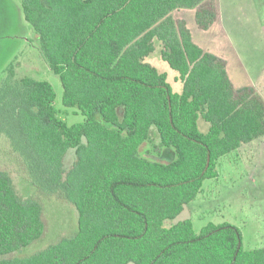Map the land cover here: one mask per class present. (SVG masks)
<instances>
[{
    "label": "trees",
    "instance_id": "trees-1",
    "mask_svg": "<svg viewBox=\"0 0 264 264\" xmlns=\"http://www.w3.org/2000/svg\"><path fill=\"white\" fill-rule=\"evenodd\" d=\"M41 52L59 75L62 102L85 120L69 124L47 80L25 76L0 87V134L6 135L43 191H62L78 212V231L29 256L15 253L46 229L37 200H22L0 169V264H264V247L244 249L231 224L188 219L167 226L195 200L218 160L264 137V98L236 88L225 60L197 45L174 16L196 8L200 28L217 20L213 0H21ZM160 42L179 73L145 61ZM200 120L208 123L202 131ZM155 126L174 160L144 153ZM69 149L75 159L66 170Z\"/></svg>",
    "mask_w": 264,
    "mask_h": 264
},
{
    "label": "rangeland",
    "instance_id": "rangeland-1",
    "mask_svg": "<svg viewBox=\"0 0 264 264\" xmlns=\"http://www.w3.org/2000/svg\"><path fill=\"white\" fill-rule=\"evenodd\" d=\"M217 20L208 29L196 21V8L174 11L176 18L186 22L193 41L226 62L227 72L236 88L251 86L264 97V0H213ZM160 42L145 61L166 74L174 93L183 91L179 73L163 58ZM29 76L49 81L56 92L55 105L60 116L69 124L85 120L75 107L63 104V86L58 74L48 65L41 52L40 38L26 21L21 0H0V87L8 82ZM208 123L200 120L202 131ZM144 153L152 160H174L173 147L162 146L157 128L150 130V142ZM69 149L64 158L66 170L75 159ZM0 169L7 171L13 187L22 200H37L43 208L45 233L30 245L7 255L29 256L78 231V212L62 191L54 193L40 189L32 180L23 158L14 151L9 138L0 134ZM219 176L205 179L201 193L174 219L170 226L190 219L199 233L210 223L237 226L242 234L244 249L264 247V137L243 144L218 160Z\"/></svg>",
    "mask_w": 264,
    "mask_h": 264
},
{
    "label": "crops",
    "instance_id": "crops-1",
    "mask_svg": "<svg viewBox=\"0 0 264 264\" xmlns=\"http://www.w3.org/2000/svg\"><path fill=\"white\" fill-rule=\"evenodd\" d=\"M260 93V92H259ZM264 98V97H263ZM262 138V137H261Z\"/></svg>",
    "mask_w": 264,
    "mask_h": 264
}]
</instances>
